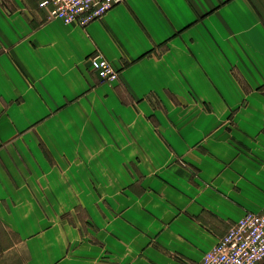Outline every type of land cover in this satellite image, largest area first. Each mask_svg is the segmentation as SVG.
<instances>
[{"label": "crops", "instance_id": "obj_1", "mask_svg": "<svg viewBox=\"0 0 264 264\" xmlns=\"http://www.w3.org/2000/svg\"><path fill=\"white\" fill-rule=\"evenodd\" d=\"M39 1L0 0V264H199L264 210V0Z\"/></svg>", "mask_w": 264, "mask_h": 264}, {"label": "built area", "instance_id": "obj_2", "mask_svg": "<svg viewBox=\"0 0 264 264\" xmlns=\"http://www.w3.org/2000/svg\"><path fill=\"white\" fill-rule=\"evenodd\" d=\"M121 0H40L49 18L81 26L99 19ZM90 65L102 81L117 78L115 68L101 55L90 57ZM264 260V210L246 211L219 240L204 252L199 264H259Z\"/></svg>", "mask_w": 264, "mask_h": 264}, {"label": "rangeland", "instance_id": "obj_3", "mask_svg": "<svg viewBox=\"0 0 264 264\" xmlns=\"http://www.w3.org/2000/svg\"><path fill=\"white\" fill-rule=\"evenodd\" d=\"M5 1H7V0H5ZM218 240H219V239H218ZM218 240H217V241H218Z\"/></svg>", "mask_w": 264, "mask_h": 264}]
</instances>
